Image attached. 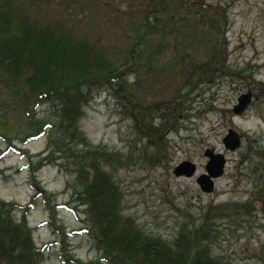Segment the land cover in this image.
<instances>
[{
  "label": "rangeland",
  "instance_id": "1",
  "mask_svg": "<svg viewBox=\"0 0 264 264\" xmlns=\"http://www.w3.org/2000/svg\"><path fill=\"white\" fill-rule=\"evenodd\" d=\"M168 1L175 3L177 0ZM184 1L196 7L202 4L217 6L218 14H221V9L224 11L226 24L217 26L216 30L220 29V36L223 39L225 35L229 43L227 72L220 70L218 73H206L205 82L188 100L181 99L180 104L161 103L162 115L165 112L168 115L152 119L151 111L155 110L152 102L170 98L175 93L174 79L187 75L182 64L185 65L190 59L188 52L181 65L164 67L165 74L156 75L153 68L143 69L138 75L131 73L127 79L130 84L128 92L134 94L130 97H124L114 89L99 90L85 107L80 122L82 130L93 143L107 145L124 154L134 151L137 155L144 143L142 145L137 141L134 113L138 114L139 125L143 126L145 118L152 119L155 124L169 125L173 113L184 116L186 111L191 112L190 118H182V129H168L171 160L153 167L138 160L140 162L116 172V178L125 193L124 214L135 217L137 224L150 234L169 240H173L181 226L186 222L191 223L193 218L200 224L211 202L244 203L250 200L256 192L255 186L261 182L252 174L250 163L242 161L250 152L251 145L264 146V0ZM15 2L37 19L62 26L74 32L78 38H87L117 59L132 42V21L138 13V7H146L153 0ZM193 13L200 15L203 22L200 29L203 32L208 29L212 35L214 29L210 27L209 21L215 9L208 16L197 9ZM155 41V36L147 40L143 51L145 56L152 50ZM178 46L182 47L180 44ZM191 53L201 58L207 57L199 43H195ZM173 58H180V55L171 45L159 62L167 64ZM204 70L200 69L199 73ZM249 91L253 94V102L242 113H236L239 97ZM9 92L10 89L0 82V106L9 102ZM9 106L12 109L7 116L8 127L12 129V134L22 136L19 131L24 129L27 122L26 108L22 103H15L14 99ZM36 115L46 119L52 116V109L49 105L39 106ZM231 127L243 137L242 147L235 152L224 147L223 142V136ZM21 147L29 150L37 162L48 148V135H41ZM207 147L216 148L227 157L225 174L216 180V189L212 193L201 190L196 180L197 175L206 170ZM30 159L19 150L9 148L7 139L0 137V199L17 202L24 207L31 204L27 216L34 229L35 242L44 249L42 264H77L75 261L69 262V255L85 262L97 261L100 253L94 239L85 230L89 222L86 206L78 195L82 188L76 174L56 163L45 164L36 173L47 193L43 194L32 184L34 179L29 167ZM183 160L198 164V172L194 177L177 176L174 173L173 169ZM262 180L264 182V176ZM47 198L56 206V225L52 224V210ZM24 210L17 209L16 217L21 219ZM59 226L65 235L56 228ZM209 241L213 255L224 258L230 264H264L260 259V248L264 243V215L252 213L217 219Z\"/></svg>",
  "mask_w": 264,
  "mask_h": 264
},
{
  "label": "trees",
  "instance_id": "2",
  "mask_svg": "<svg viewBox=\"0 0 264 264\" xmlns=\"http://www.w3.org/2000/svg\"><path fill=\"white\" fill-rule=\"evenodd\" d=\"M174 2L153 0L146 7H138V13L132 21V42L119 58L114 59L87 38H78L74 32L62 26L37 19L15 0H0V82L10 89L9 102L0 106V137L7 139L9 148L17 149L31 158L29 167L34 179L32 184L40 193L47 194L36 173L45 164L56 163L76 174L82 188L78 195L86 206L89 222L85 230L94 239L100 256L97 261L85 262L69 255V262L230 264L212 253L209 240L217 219L252 213L264 215V146L260 144L251 145L250 152L242 161L250 163L252 174L261 182L255 186L253 197L244 203L211 202L202 222L197 224L196 218L189 224L186 222L173 240L150 234L137 224L135 217L124 214L125 193L116 178V172L140 162L138 160L152 167L171 160L168 129L179 131L184 124L182 118L191 117L189 110L184 116L173 113L169 125L155 126L152 119L168 115L167 112L162 115L161 103L180 104L181 99L188 100L205 82V77L197 72L201 68L212 73L220 70L227 72L229 43L225 35L223 39L220 36V29L216 30L217 26L226 24L224 11L221 9V14H218L217 6L202 4L196 7L184 0ZM196 9L207 16L215 9L209 21L210 27L214 29L212 35L208 29L204 32L200 29L203 22L199 14L193 13ZM152 36L156 37V41L145 56V44ZM195 43L202 45L207 57L191 55L185 63L188 74L185 78L174 79L175 93L170 98L152 102L155 107L151 111L152 119L145 118L143 126L139 125L138 114H133L138 129L137 141L142 145L144 143L137 155L134 151L124 154L107 145L95 144L88 138L80 122L85 107L99 90L114 89L122 96L130 97L134 94L128 92L130 84L127 79L131 73L138 75L143 69L153 68L157 75L166 66L181 65L183 57L191 53ZM171 45L178 50L180 58H173L167 64L160 63L159 60ZM13 99L15 103H22L28 114L24 129L19 131L22 136L12 134V129L8 127L7 116L12 109L9 104ZM42 105L51 107L52 116L43 119L36 115L37 108ZM44 134L48 135V148L36 162L30 151L21 146ZM47 202L52 210V224L56 225V206L51 204L50 198H47ZM30 207L31 204L24 207L17 202L0 199V264H42L44 249L35 242L34 229L27 216ZM20 208L26 209L21 219L15 215V211ZM56 228L65 235L62 227ZM260 249V259L264 262V243Z\"/></svg>",
  "mask_w": 264,
  "mask_h": 264
},
{
  "label": "water",
  "instance_id": "3",
  "mask_svg": "<svg viewBox=\"0 0 264 264\" xmlns=\"http://www.w3.org/2000/svg\"><path fill=\"white\" fill-rule=\"evenodd\" d=\"M253 101V94L251 91L242 94L239 98V104L235 107V112L242 113ZM225 147L234 151L237 150L242 144V138L240 133L233 128H230L227 135L224 136ZM206 156L209 157L207 163V172L198 176L196 179L199 183L201 190L206 192H212L215 189V178L221 177L225 172L226 156L221 152H216L215 149L208 148L205 152ZM175 174L178 176L192 177L197 174V164L191 160H183L175 168Z\"/></svg>",
  "mask_w": 264,
  "mask_h": 264
},
{
  "label": "flooded vegetation",
  "instance_id": "4",
  "mask_svg": "<svg viewBox=\"0 0 264 264\" xmlns=\"http://www.w3.org/2000/svg\"><path fill=\"white\" fill-rule=\"evenodd\" d=\"M205 166H206V164H205Z\"/></svg>",
  "mask_w": 264,
  "mask_h": 264
}]
</instances>
